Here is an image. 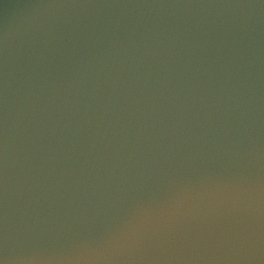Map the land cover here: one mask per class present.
Listing matches in <instances>:
<instances>
[{
  "label": "water",
  "instance_id": "water-1",
  "mask_svg": "<svg viewBox=\"0 0 264 264\" xmlns=\"http://www.w3.org/2000/svg\"><path fill=\"white\" fill-rule=\"evenodd\" d=\"M0 264H264V0H0Z\"/></svg>",
  "mask_w": 264,
  "mask_h": 264
}]
</instances>
